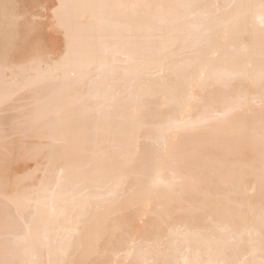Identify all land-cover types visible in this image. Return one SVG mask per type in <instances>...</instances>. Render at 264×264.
Returning <instances> with one entry per match:
<instances>
[{"label": "snow or ice", "instance_id": "1", "mask_svg": "<svg viewBox=\"0 0 264 264\" xmlns=\"http://www.w3.org/2000/svg\"><path fill=\"white\" fill-rule=\"evenodd\" d=\"M33 7L0 0V264H264V0ZM57 200L110 230L53 245Z\"/></svg>", "mask_w": 264, "mask_h": 264}, {"label": "bare ground", "instance_id": "2", "mask_svg": "<svg viewBox=\"0 0 264 264\" xmlns=\"http://www.w3.org/2000/svg\"><path fill=\"white\" fill-rule=\"evenodd\" d=\"M14 3L19 5L18 12L21 15L27 14L29 12L36 11V9L33 7L34 5H38L43 2H48V0H13ZM162 2H169V3H175V2H183V0H162ZM195 2H207V0H195ZM212 2H217V0H212ZM219 2L223 3L224 0H219ZM242 2H256V0H242ZM49 40L52 43H55L56 38L54 36H50ZM234 43L238 47H244L248 46L250 49L255 50L257 56L259 52V45L260 40L258 34L253 38L251 36H238L234 39ZM2 75V74H0ZM143 83L145 87L155 88L157 86L156 81H152L148 78L147 75L143 77ZM188 115H194V113H190L189 110H185L183 117L187 118ZM212 149H210L211 151ZM30 165L32 168H34L36 165L33 161L27 160L23 157L17 160L15 164V168L17 171V174L20 176H25L29 173ZM169 173L167 169H162L160 174V179H168ZM93 191H100L97 188H93ZM191 195V194H189ZM168 196V193L161 192V202H163ZM56 208V214L53 215L51 208H45L41 209V219L48 225L49 232H50V238L53 245H55L58 237L65 236L67 234V230H70L75 227L77 223L80 224V232L75 237L74 244L76 246H87L92 238L93 234L96 232H106L107 230H110L111 224L107 221H104L102 218L97 219L98 213L96 210V201H92L88 204L86 214L83 220L79 219V214H74L71 210L70 206L64 205V203L61 200H57L55 203ZM65 209V214L60 215V210ZM143 211L145 213H148L150 211L149 208H144ZM241 211H247V209H241ZM102 216V214H99ZM147 219H150V217H145ZM141 239L144 241L145 246L152 245L153 248L157 246L158 237L156 234L153 233H146L141 236ZM190 247L192 249V253L189 258H197V253H199L200 259H207V253L203 249L202 245H200L197 242H192L190 244ZM150 256L152 258L156 259H163L164 257L157 254L156 252H151ZM45 259L47 258V252L44 253ZM134 259V257H126L125 258V264H127L128 260Z\"/></svg>", "mask_w": 264, "mask_h": 264}]
</instances>
